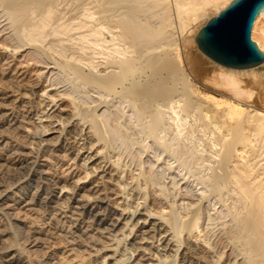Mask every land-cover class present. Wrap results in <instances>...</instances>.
<instances>
[{"label": "bare ground", "instance_id": "6f19581e", "mask_svg": "<svg viewBox=\"0 0 264 264\" xmlns=\"http://www.w3.org/2000/svg\"><path fill=\"white\" fill-rule=\"evenodd\" d=\"M231 1L0 0V27L5 26L1 31H14L19 43L12 48L14 53L38 49L52 59L49 67L65 70L74 88L109 96L101 94L106 98L88 116L76 103L72 116L63 118L61 98L46 88L37 92V109L27 94L0 84V264H33L30 251H40L44 264H84L70 258L63 246H54L69 227L79 236L98 240L102 264H211L193 239L194 232H201L199 208L184 202L143 214L128 205L114 215L103 205L107 203L103 180L91 178L106 175L107 168L97 161L101 152L84 154L85 144L101 130L103 119L97 109L118 99L134 111L131 128L143 134L137 142L145 148L154 141L177 156L180 165L194 164L192 175L207 191L206 200L217 198L235 210L236 227L228 231L233 240L246 244L242 253L248 263L257 264L260 257L264 264V71H258L264 62L248 69L218 64L226 79L218 78L222 82L215 84L225 91L214 86L215 93L191 95L192 89L181 81L185 57L180 35L185 36L187 25L201 15L211 19ZM252 35L264 51V11L255 20ZM50 36L54 41H47ZM65 41L77 48L64 46ZM49 83L48 90L56 92L64 85ZM115 121L118 128L119 118ZM5 125L17 129L16 134L2 130ZM96 139L101 141L103 135ZM202 145L200 151L206 154L198 152ZM47 151L80 155L86 176L76 179L74 168L57 172L58 167L49 177ZM6 170L20 172L11 187L2 179ZM40 216L49 221L38 224ZM255 236L258 243L249 244Z\"/></svg>", "mask_w": 264, "mask_h": 264}, {"label": "rangeland", "instance_id": "374dc122", "mask_svg": "<svg viewBox=\"0 0 264 264\" xmlns=\"http://www.w3.org/2000/svg\"><path fill=\"white\" fill-rule=\"evenodd\" d=\"M70 15H73V13ZM208 19L209 17L207 15H201L194 24L187 25V33L185 36L182 34L180 35V37L182 36L181 46L182 49H184L182 52L185 57L181 70L183 76L181 81L182 83L185 82L183 84H185L186 87L192 89L191 95L210 92L215 93L213 89L224 90L222 86L215 84L218 78L219 80L226 79L225 75L220 73V67L218 65L219 63L215 62L203 51H201L196 42V34H198L199 30L207 23L205 21ZM4 27H0V84L8 86L17 94H27V98L35 106V108H40V96L38 97L37 92H42L45 88L50 93V95L55 93L57 94L58 98H61L58 103L60 108L64 109V111H62L63 118H69L72 116L76 103L78 105L81 104L79 106L84 109L83 111L88 116L92 107L101 104V101L104 98L109 97L108 95L101 92L99 93L92 90L87 92L79 87L74 88L72 84L73 79H68V77L65 75V70L49 67L52 63L49 61L52 59L45 56L38 49L25 46L27 49H20L19 53H14L12 48L15 49L16 45L19 44L15 36L16 34L13 35L15 32L10 29L1 31ZM183 37H186L187 41L183 39ZM50 38L48 37L47 41H54L55 39L53 36H50ZM253 40L255 39L253 38ZM68 44L72 46H69ZM64 46L71 48V50H75L77 48V46L73 45L71 41H65ZM44 58H46V60H44ZM54 58L61 62L63 61L62 59H64L59 55H55ZM258 71L263 72L264 67L258 69ZM51 80L60 81L58 86L64 84L62 87H60L59 92L53 91L52 89L48 90L52 87L49 86V82H51ZM219 80L218 82H222ZM214 86H216V88ZM211 87L214 88L212 89ZM221 87L223 89H221ZM101 94L105 95L106 97ZM68 105L71 106L69 107ZM126 105V103H122L119 99L116 102L109 101L106 106L100 105L98 108L99 110L97 109V115L103 119L101 130L99 133L93 135L92 139L89 140V143L85 144V150H88L85 151L84 154L89 153V151H91L93 154H95V152H101L100 156L97 158V161L105 163L107 168L106 175L102 176L101 178H99L100 175L91 178V181L95 179L98 181L103 180L102 191L105 193L102 192V196L107 201V203L103 205L106 206L107 204V208H110L115 212L114 215H116V213L117 215H120L121 211L128 205H131L128 206L131 209H136L138 207V210L145 214L148 211H156V208H160L159 210H162V207H164V209L166 208V210L170 207L177 208L185 202V205L188 204L189 206L199 208L200 213L203 215L200 223L201 232H194L193 239L199 243L201 253L206 259L210 261L211 264H249L247 256L242 253V246H245L246 244L241 241L233 240L229 234V231L236 227V220L234 216V213H236L235 210H229V208L222 205V203L219 202L217 198H212L209 201L206 200L203 195H205L207 191L203 190V185L199 183V180L196 179L195 175H192L191 170H195L196 168L194 164H187L186 166L180 165L177 160V156L164 151L163 148L159 147L154 141H149L147 139L145 142H149L148 146L145 148L143 147L142 142H137L139 141L137 139H141L143 134L138 133L136 131L137 128H131V126H133L132 122L135 121L134 111L133 109H130V107H126ZM123 109H125V111ZM126 115L128 118H126ZM116 117H118L120 121L118 128L115 126L117 123V121H115ZM88 118H90V116ZM126 123L127 125H125ZM89 126H91V124H89ZM107 126L110 127L111 130L109 129L108 131ZM2 130L9 132L10 135L16 134L17 132V129L11 128L8 125H5V127L3 126ZM20 132L23 133L22 131ZM176 133L177 131L173 132L171 136L176 135ZM100 135H103V139H101V141H97L98 139H96V137L98 138ZM20 140L24 142L26 139H24V137L21 135ZM14 144L16 146L20 145V143L16 144V142H14ZM0 145V147H2L3 143ZM3 148L5 149V147ZM201 148H203V145L198 148V152H202L200 151ZM202 153L206 154L205 151ZM47 154L50 159L49 166L52 168L50 169L51 175H49V177H52L53 174H56V168H61L59 171L56 170L57 172H60L61 170L67 171L68 169L74 168L73 170L76 172V179L86 176V169L80 167L82 166L80 163L84 161L81 159L80 155V157L78 156L75 158L76 154H69L67 151L65 153L64 151H61L60 153L58 151L55 153L54 151H47L46 155ZM117 155L119 157H117ZM116 158H118V161L113 162ZM118 166H121L122 168L118 169ZM19 177V171L6 170L3 173L2 179L5 181L6 185L11 187L13 182L18 181ZM149 178L153 179V181L155 180L154 184L147 183ZM140 187H142L141 191L139 189ZM128 197L129 199H127ZM138 202L140 203L139 206H137ZM48 221L49 218L46 216H40L37 218L38 224H46ZM6 237L11 240L10 235H7ZM58 240H61L62 242L55 243L54 246H63L64 249H68L70 251H68L70 258L74 257L75 260L84 264L103 263L104 254L102 251L96 250L99 247V242L96 238H84L81 235L79 236L78 231H75L74 228L69 227L65 228L61 232ZM255 243H258V238L256 236L252 238L249 244L252 245ZM22 246H24V244L21 245V247ZM39 253L40 251L29 252V255L31 256V262L33 264H44L39 258ZM251 254L252 253H250L248 256ZM258 258L259 261L257 264H263V260H261L260 257Z\"/></svg>", "mask_w": 264, "mask_h": 264}, {"label": "water", "instance_id": "95a60500", "mask_svg": "<svg viewBox=\"0 0 264 264\" xmlns=\"http://www.w3.org/2000/svg\"><path fill=\"white\" fill-rule=\"evenodd\" d=\"M264 0H232L200 29L198 47L215 62L233 68H251L264 62V51L252 38Z\"/></svg>", "mask_w": 264, "mask_h": 264}]
</instances>
